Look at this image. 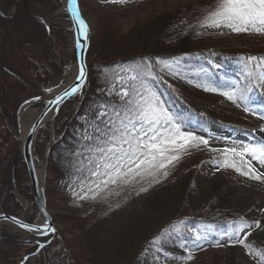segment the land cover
Masks as SVG:
<instances>
[{
  "label": "rangeland",
  "instance_id": "obj_1",
  "mask_svg": "<svg viewBox=\"0 0 264 264\" xmlns=\"http://www.w3.org/2000/svg\"><path fill=\"white\" fill-rule=\"evenodd\" d=\"M14 1L0 0V14L13 13ZM26 1L29 15L22 9V0H17V9L11 15V19L0 20V32L6 31L9 38L30 46L33 62L40 75L37 88L33 90L31 87L26 91L27 94L23 95L24 92L20 94L21 99L17 100L18 105L57 89L66 80L67 71L75 69L71 25L67 16L64 15L62 10L64 6L61 1ZM194 1L198 0H126L124 3H110L107 0H78V4L83 18L91 28L93 39L90 42L96 43L98 49H101L105 47L104 41L108 34L121 36L134 27ZM37 18H41L42 23ZM38 25L40 29L43 27L46 31L43 42L35 34ZM198 39L205 41L204 44L207 47L264 50V35H237L227 29H201L198 32ZM89 61L87 58V63H90ZM209 70L214 77L223 78L218 65H209ZM156 75L164 89L161 94L155 95L175 122L180 125L181 131L208 140L207 146L190 148L178 162L170 165L167 169L169 173L167 178L161 176L159 183H150L148 179H145L126 187L115 188L107 200H82L77 193H80L82 183H89L93 179L91 171L88 174L66 171L53 175L48 168V153L56 138L57 125L65 118L64 115L68 118L73 116L71 107L67 106L61 113L58 112L54 122L45 125L41 128L44 131L40 132V129L36 134L35 162L38 166L42 164L44 168L46 208L57 235V238L52 241L54 242L52 247L62 251L65 257H69L72 264H89L90 250L85 240V230L94 226V222L95 229L99 228L97 226L99 223L96 222L99 219H101L100 226L109 227L112 230L114 226L121 228L120 224L124 222L121 216L129 217L137 214L157 192L162 193V197L170 199L178 188L179 181L188 175L192 186L186 191V197L181 196L183 198L175 215L185 217L194 215L205 206L212 186L215 183H222L223 191L228 195L223 201L225 203L221 202L220 207L231 212L233 217H239L252 225L250 229L244 230L245 233L250 230L255 231L256 222L259 224L264 222V182L248 179L233 169L217 170L221 155L219 151H212L226 147L239 148L244 144L264 141V132L260 131L264 128V118H261L264 116V88L253 89L247 99L238 98L234 103L221 93L234 86L248 85L249 81L245 79L244 74L234 72L231 76H226V84L221 87L215 80L194 83L180 74L173 75L164 70L157 71ZM131 77L125 74L117 79L114 86L101 89L98 93L108 103L121 100L119 93L124 90L122 84L131 80ZM206 88H215L216 91H206ZM28 108L38 109L37 106ZM245 109L248 110L245 111ZM103 111H105V105L100 106L97 113ZM97 113L94 116L89 115L90 113L83 114L76 119L78 126L74 125V127L80 138H88L87 118L97 119L100 117ZM3 125L16 144V139L13 137V133L16 134V119L9 122L5 118ZM14 153L15 150L11 156L12 160ZM253 165L258 171L264 172V169L259 168L255 162ZM10 169L7 179L0 180V213H4L5 204H13L14 216L22 218L27 223H38L40 217L33 205L32 194L28 197V192L19 193L21 185L28 186L30 189L26 170L21 161L17 166L16 187L11 189V196H7L6 193L11 185ZM141 188L148 190L141 191ZM176 195L178 194L174 196ZM175 208H171L170 211L172 212ZM6 242L14 243L8 238L6 232L0 230V245ZM217 242L220 246H216ZM217 242L202 244V249H192L191 261L187 259L189 250L182 252L174 249L172 253L176 257L172 261L159 264H221L231 257H234L238 264H256L252 255L245 253L242 248H227V235L222 236ZM28 251L29 247L20 248L16 255L12 256L14 262L11 264H17Z\"/></svg>",
  "mask_w": 264,
  "mask_h": 264
},
{
  "label": "trees",
  "instance_id": "obj_2",
  "mask_svg": "<svg viewBox=\"0 0 264 264\" xmlns=\"http://www.w3.org/2000/svg\"><path fill=\"white\" fill-rule=\"evenodd\" d=\"M215 3L216 0L190 2L141 26L134 27L121 36L110 33L104 41L105 47L101 49H98L96 43L90 42L88 52L90 63H88L87 81L82 95L66 102L59 111L61 113L70 106L74 114L71 118L64 115L65 118L57 125L56 138L48 153V168L51 174L59 175L66 171L88 174L92 171L94 164L90 163L89 157L93 160L95 157L89 149L94 145L89 137L94 138L98 124L101 128L103 127L100 124L101 117L87 118L86 127L89 132L87 139L78 136L74 125L78 126L76 119L79 116L89 113L94 116L102 105H105V110L108 111L121 106V100L108 103L98 93L101 89L114 86L119 77L125 74L137 77L135 82L129 80L123 83L124 89L132 83H135L137 87L143 84L155 94H161L164 89L156 75L160 70L180 74L194 83L215 80L221 87L226 84V76H231L234 72L245 73V62L249 56L264 57V50L207 47L204 44L205 41L198 39V32L202 29L198 21ZM0 20L4 19L0 18ZM35 34L40 41H45L46 31L43 27L40 29L38 25ZM157 61L172 63V70L170 71ZM176 61L179 63H175ZM145 64L151 65L152 76H145L139 71V67ZM211 64L218 65L222 79L218 76L214 77L210 72ZM39 81V71L33 62L30 46L9 38L6 31L0 32V108L2 110L0 114V180L8 177L11 156L16 146L14 139L3 125V120L5 118L9 122L15 120L16 110L20 106L17 101L21 99L20 94L23 92V95L27 94L26 91L31 87L33 90L36 89ZM42 131L44 130L41 129L40 132ZM191 186L188 175L179 181V186L170 199L162 197V193L157 192L146 202L140 212L129 217L121 216L120 218L124 221L120 224L121 228L114 226L112 230L109 227L100 226L101 219H99L96 221L99 223L97 225L99 228L95 229L94 222V226L85 230V240L90 250L89 264H159L172 261L176 257L172 253L174 249L184 252L196 248L192 239L193 232H208V239L202 241V244L217 242L225 236L230 223L235 226L236 222L242 220L239 217H233L231 212L220 207L221 202L228 195L224 193L222 183H215L212 186L205 206L194 215L190 217L175 215L181 199L186 197V191ZM25 192H28V197H31L28 186H19V193ZM6 194L8 197L11 196V185ZM175 194L178 195L174 196ZM171 208L175 209L171 212ZM13 209L15 210L13 204H5L3 207L4 213L8 216H14ZM173 229L179 231L175 232ZM246 233H250L245 241L250 247L245 248L234 244L229 237L226 246L230 249L242 248L245 253L252 255L255 263L258 264V258L254 252L264 250V222H261L255 231L250 230ZM154 241H160V243L154 244ZM52 243L38 255L28 259L25 264H72L69 257H65L62 251L52 247ZM20 248L22 247L11 242L1 244L0 264L14 262L12 256L16 255ZM221 264L238 263L234 257H231Z\"/></svg>",
  "mask_w": 264,
  "mask_h": 264
},
{
  "label": "snow or ice",
  "instance_id": "obj_3",
  "mask_svg": "<svg viewBox=\"0 0 264 264\" xmlns=\"http://www.w3.org/2000/svg\"><path fill=\"white\" fill-rule=\"evenodd\" d=\"M67 2L72 19L78 26L76 47L80 48L82 47L80 38L86 40L88 37V24L76 8L75 0H67ZM107 2L124 3L126 0H107ZM198 25L202 29H227L237 35H264V0H216L215 5L204 12ZM157 63H162L165 68L172 70L170 62L157 61ZM175 63L178 64L179 61ZM245 69L244 77L249 81L248 85L234 86L221 93L234 103L238 98L247 99L253 89L264 88V57L249 56L245 62ZM139 71L145 76L153 75L151 65L145 64L139 67ZM172 74L175 75V73ZM84 79L85 68L81 65L76 77L79 83L66 88L61 95L55 100H50L49 103L56 105L58 110L59 104L66 97H71L80 90ZM130 79L135 82L137 77L132 76ZM205 90L216 91L215 88ZM119 94L122 103L118 109L112 108L110 111L97 113L101 117L100 124L103 127L101 128L98 124L94 138L89 137L94 145L89 149L95 157L94 160L89 157L90 163L94 164L91 171L93 179L89 183H82L80 193H77L82 200H107L115 188L126 187L145 179H148L150 183H159L161 176L167 178L169 166L178 162L190 148L208 145V140L182 132L180 125L163 107L155 93L143 84L137 87L135 83H132ZM260 131L264 132V128ZM212 151H219L221 155L217 170L233 169L248 179L264 182V172L258 171L253 165L255 162L259 168L264 169V141L244 144L239 148L226 147ZM12 222L30 232L47 234L49 230L55 231V229H49L47 224L41 229L29 227L15 218ZM251 227L252 225L245 220L236 222L235 226L230 223L225 235L233 240L234 244L248 248L250 246L245 241L250 233H245L244 230ZM256 227H259V222H256ZM173 231L179 230L173 229ZM242 233H244L243 238ZM192 239L196 248L202 249L201 242L208 239V232H193ZM153 243L158 244L160 241ZM43 246L40 245V247ZM216 246H220L219 242ZM254 255L258 258V264H264V250L256 251ZM187 259L189 261L193 259L191 250Z\"/></svg>",
  "mask_w": 264,
  "mask_h": 264
},
{
  "label": "water",
  "instance_id": "obj_4",
  "mask_svg": "<svg viewBox=\"0 0 264 264\" xmlns=\"http://www.w3.org/2000/svg\"><path fill=\"white\" fill-rule=\"evenodd\" d=\"M25 3L26 0H23L24 8L28 13V9ZM63 6L64 8L62 10L67 15V18L70 22L71 32L73 36V58L75 60V74L67 84L53 90L52 91L53 93L52 92L44 93L41 96H39V99H35L36 98L35 97L22 103L18 107L15 116L16 134L13 133V137L16 139V149L10 169L12 187L13 189L15 188L16 169L19 161H21V163L23 164L26 170L35 210L40 217V221L38 223L28 224L25 221L19 219L18 217H12L4 213H0V230L6 232L8 238L12 240V242H14L15 244L22 247H29V251L19 259L17 264H25V262L28 259L38 255L43 249H45L49 244H51V242L55 238H57L56 230L54 232L49 230L47 234H43L41 232H30L27 229L22 228L18 224L12 222L13 218H15L16 220H19L22 224H26L32 228L39 227L42 229L44 225L47 224L49 226V229H55L53 226L52 218L46 208V198L44 193L45 176L43 175L42 178H39L37 175L35 153H34L36 134L45 125L52 124L54 122L60 108L66 102L74 98H79L82 95V90L87 81V75H88L87 58H88L90 41L93 39V36L91 35V28L88 25V37L86 40L80 38L82 47L77 48L76 39L78 37V32H77L78 26L76 25L75 21L72 19L71 9L68 5L67 0L66 3L63 4ZM75 6L81 14L78 0H75ZM16 9H17V0H15L13 3V13L7 15L6 18H10L11 15L15 13ZM81 17L83 18L82 14ZM37 20L42 23L41 18H37ZM81 65H83L85 68V79L83 81L82 87L77 93H75L71 97H66L59 104L57 110V106L49 103V101L55 100L57 96L61 95L66 88H69L74 83H79V81L76 80V77L79 74V68L81 67ZM30 106H37L38 108L40 107V111L37 114L34 121L27 128L25 134H22V125H21L22 113L24 109ZM0 114H2L1 110H0ZM46 158L44 161V167H45ZM41 244L44 246L40 247Z\"/></svg>",
  "mask_w": 264,
  "mask_h": 264
},
{
  "label": "bare ground",
  "instance_id": "obj_5",
  "mask_svg": "<svg viewBox=\"0 0 264 264\" xmlns=\"http://www.w3.org/2000/svg\"><path fill=\"white\" fill-rule=\"evenodd\" d=\"M60 1H61L62 4H65L66 3V0H60ZM74 74H75V69L74 70L67 71V73H66V80L63 82V84L61 86L67 84L73 78ZM39 111H40V107L38 109H35V110H32L30 108L24 109V111L22 113V117H21L22 134H25L27 128L34 121V119L36 118V116L39 113ZM36 170H37L38 177L39 178H42L43 174L45 173L44 172V168L42 167V164H40L38 166L37 163H36ZM18 218H20V217H18Z\"/></svg>",
  "mask_w": 264,
  "mask_h": 264
},
{
  "label": "flooded vegetation",
  "instance_id": "obj_6",
  "mask_svg": "<svg viewBox=\"0 0 264 264\" xmlns=\"http://www.w3.org/2000/svg\"><path fill=\"white\" fill-rule=\"evenodd\" d=\"M26 7H27V1H26ZM22 9H23V11L26 13V14H28L27 12H26V10H25V8H24V4H23V0H22ZM29 12V11H28ZM29 15V14H28ZM6 16L7 15H0V18H3L4 20L6 19V20H9V19H11V17L10 18H6ZM15 116H16V113H15ZM18 166V165H17ZM17 175V169H16V174H15V176ZM16 178V177H15ZM10 183H11V189H13V187H12V182H11V176H10ZM15 187H16V183H15ZM31 191V190H30Z\"/></svg>",
  "mask_w": 264,
  "mask_h": 264
}]
</instances>
